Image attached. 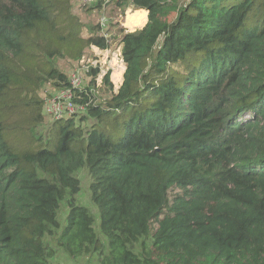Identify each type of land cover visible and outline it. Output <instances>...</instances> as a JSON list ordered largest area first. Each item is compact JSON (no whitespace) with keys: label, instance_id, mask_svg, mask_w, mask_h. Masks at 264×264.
I'll list each match as a JSON object with an SVG mask.
<instances>
[{"label":"trees","instance_id":"trees-1","mask_svg":"<svg viewBox=\"0 0 264 264\" xmlns=\"http://www.w3.org/2000/svg\"><path fill=\"white\" fill-rule=\"evenodd\" d=\"M114 5L141 10L114 33L121 87L73 90L79 112L43 134L58 61L111 45L71 0H0V264H264V0Z\"/></svg>","mask_w":264,"mask_h":264},{"label":"rangeland","instance_id":"rangeland-1","mask_svg":"<svg viewBox=\"0 0 264 264\" xmlns=\"http://www.w3.org/2000/svg\"><path fill=\"white\" fill-rule=\"evenodd\" d=\"M83 1L84 0H71L73 6L72 8L73 13L78 15L80 19L83 21V23L88 27L91 25L98 24L103 19H106L108 28L105 33L109 35V39L111 40V48L107 51H101L98 48L91 47L86 50L85 57L81 62H79V64L68 60H59L57 65L59 64L60 68L68 75H70L73 69H75L76 67L78 66L82 68L84 67L85 77H82V85H81L83 87L82 89L87 90L88 93H90V95L93 97V100H96L98 104H102L111 96L110 92L106 91L103 85V78L105 74L110 72V80L113 83V87H114L113 93H116L118 92L120 85L123 83V75L126 68L124 61L122 59V46L120 43V37L118 36V38H115L114 33L118 30L119 27H123L125 31H129V32L135 31V30L131 31V29H129L126 26L127 17L130 13L141 10H134L132 7L126 8L125 10H116L114 3L106 10H97V8L95 9L94 6L97 4V2L84 5ZM186 1L187 0H185V2ZM119 15H124V17L121 18L120 20V17H118ZM90 67H95L100 69V73L95 78L94 81L95 85L91 84L92 78L89 77L87 74L88 71L90 70ZM43 91L44 92L42 93V97L44 99H48V96L50 94H53V90L51 87H46L45 89H43ZM57 94L58 93H54L55 96H57ZM77 107L80 106L77 105ZM44 114L46 116V122L42 130L43 134L45 133V131H47L50 128L49 126L53 125L52 123H54V121H52L53 117L49 118L48 113L45 112V109H44ZM81 116L85 117L86 116L85 112L84 114L78 115L76 117V121L78 123L79 120L81 119ZM93 122H94L93 120L87 119L86 121H81L79 125L84 130H87L91 127ZM77 177L81 180L82 183V190L78 196L79 203L91 210V212L95 215L98 225L100 220L99 211L91 202V196L89 192V184L91 178L88 174V171L86 169L81 170L80 172L77 173ZM176 193L177 191L174 190L171 192V195L173 196ZM64 213L65 211L63 208V212L61 216L62 220L64 219ZM53 264H78V263L70 261L69 259H62L54 262Z\"/></svg>","mask_w":264,"mask_h":264},{"label":"built area","instance_id":"built-area-1","mask_svg":"<svg viewBox=\"0 0 264 264\" xmlns=\"http://www.w3.org/2000/svg\"><path fill=\"white\" fill-rule=\"evenodd\" d=\"M116 1H120V0H105V2L103 3V8L101 10H106L111 5H113V3H115ZM95 2H97V0H84L83 4L87 5V4H92ZM116 10H120V9H116ZM118 17H120V20H121V18H123L124 15H119ZM99 24L102 28V32L108 38L109 44L111 45V40L109 39V35L105 33L108 28L107 20L103 19L102 21L99 22ZM126 32H129V31H126ZM82 70H84V67L82 68ZM69 83H70L69 89L59 92L57 96L54 95L52 99L50 100L48 99L46 102L45 110L49 115L51 114L53 118H61V117L65 118V117L71 116L79 112L77 110L78 107L75 105L73 101V98H74L73 90L81 88V85H82L81 70L72 71L69 77Z\"/></svg>","mask_w":264,"mask_h":264},{"label":"bare ground","instance_id":"bare-ground-1","mask_svg":"<svg viewBox=\"0 0 264 264\" xmlns=\"http://www.w3.org/2000/svg\"><path fill=\"white\" fill-rule=\"evenodd\" d=\"M144 16L142 15V14H135L134 16H133V20L135 21V23L137 24V23H139L140 22V20L143 18ZM127 20H128V17H127ZM120 78V77H119Z\"/></svg>","mask_w":264,"mask_h":264},{"label":"crops","instance_id":"crops-1","mask_svg":"<svg viewBox=\"0 0 264 264\" xmlns=\"http://www.w3.org/2000/svg\"><path fill=\"white\" fill-rule=\"evenodd\" d=\"M147 22H148V11H147ZM147 22H146V23H147ZM145 25H146V24H145ZM145 25H144V26H145ZM144 26H143V27H144ZM143 27H142V28H143ZM125 70H126V68H125ZM124 73H125V71H124ZM123 76H124V75H123ZM121 85H122V84H121ZM121 85H120V87H121Z\"/></svg>","mask_w":264,"mask_h":264},{"label":"clouds","instance_id":"clouds-1","mask_svg":"<svg viewBox=\"0 0 264 264\" xmlns=\"http://www.w3.org/2000/svg\"><path fill=\"white\" fill-rule=\"evenodd\" d=\"M136 31V30H135Z\"/></svg>","mask_w":264,"mask_h":264},{"label":"water","instance_id":"water-1","mask_svg":"<svg viewBox=\"0 0 264 264\" xmlns=\"http://www.w3.org/2000/svg\"><path fill=\"white\" fill-rule=\"evenodd\" d=\"M134 32V31H133Z\"/></svg>","mask_w":264,"mask_h":264}]
</instances>
